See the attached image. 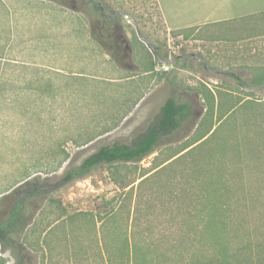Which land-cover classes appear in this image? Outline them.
Listing matches in <instances>:
<instances>
[{"label":"rangeland","instance_id":"rangeland-1","mask_svg":"<svg viewBox=\"0 0 264 264\" xmlns=\"http://www.w3.org/2000/svg\"><path fill=\"white\" fill-rule=\"evenodd\" d=\"M61 1L0 0V195L28 176L46 177L47 198L34 202L33 222L17 237L23 252L35 264H105L94 253L98 245L90 241L93 217L108 216L114 208L119 226L126 228L143 173L205 129L212 126L213 131L238 98L264 99V88H243L225 74L251 80L264 67V13L234 23L170 28L156 0H97L107 13L117 12L127 52L117 63L91 35L88 1L74 0L71 6ZM172 93L189 101L193 115L151 153L61 181L67 169L100 146L130 142ZM230 129L214 134L207 149L219 156ZM132 185L131 197L126 192ZM145 190L150 193L149 184L142 185ZM152 203L149 210L141 204L140 226L151 249L174 259L177 252L187 253L193 233L174 221L183 218L184 206L177 211L170 204ZM77 212L85 213L76 220L85 242L72 243L57 232L48 251L45 232ZM147 219L154 225L147 227ZM180 231L182 243L174 240ZM14 261L10 248H0V264Z\"/></svg>","mask_w":264,"mask_h":264},{"label":"trees","instance_id":"trees-1","mask_svg":"<svg viewBox=\"0 0 264 264\" xmlns=\"http://www.w3.org/2000/svg\"><path fill=\"white\" fill-rule=\"evenodd\" d=\"M87 1L93 9L87 11L91 18V35L106 53L120 63L127 52L120 38L117 12L107 13L97 0ZM73 2L61 1L68 6ZM225 74L233 77L243 88H264V67L258 68L251 80L232 71ZM209 91L211 99L214 98L213 92ZM192 115L188 100L177 93L170 94L161 104L157 116L141 133L131 136L130 142L100 146L79 164L67 169L61 181L83 177L101 164L141 160L163 138L180 129ZM226 127L231 128L224 139L226 147L217 156L215 151L207 149V145L214 134ZM211 130L212 126L140 176L144 177L138 182L133 207L126 215V228L122 230L119 226L118 212L114 208L108 216L93 217L90 241L98 245L94 253L100 255L105 264H264V99L238 98L228 115ZM176 167L181 168L179 174L174 173ZM46 180L39 175L28 176L0 195V248H10L14 264H35L29 254L23 252L17 237L33 222L37 212L34 202L47 198ZM148 184L150 193L146 190L143 193L142 185L145 188ZM132 192L133 185L126 193L132 197ZM154 200L159 204L173 205L177 211L182 206L185 208L183 218H174V221L179 226L185 224L193 234L188 236L187 253L177 252L179 257L175 259L169 253L152 250L140 230L144 217L141 204L145 202L146 210H149V207H154ZM83 215V212L68 215L67 220L52 225L45 232L42 241L48 251L51 252L57 232L72 243L81 245L85 242L84 231L76 223L77 218ZM151 225L147 219V227ZM176 234L174 240L184 242V231ZM232 241L235 245L229 248Z\"/></svg>","mask_w":264,"mask_h":264},{"label":"crops","instance_id":"crops-1","mask_svg":"<svg viewBox=\"0 0 264 264\" xmlns=\"http://www.w3.org/2000/svg\"><path fill=\"white\" fill-rule=\"evenodd\" d=\"M156 3L170 28L234 23L244 15L264 13V0H156Z\"/></svg>","mask_w":264,"mask_h":264}]
</instances>
